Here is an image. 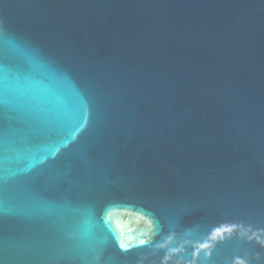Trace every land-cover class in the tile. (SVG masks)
Masks as SVG:
<instances>
[{"label": "water", "instance_id": "1", "mask_svg": "<svg viewBox=\"0 0 264 264\" xmlns=\"http://www.w3.org/2000/svg\"><path fill=\"white\" fill-rule=\"evenodd\" d=\"M0 51L3 264H264V0H0Z\"/></svg>", "mask_w": 264, "mask_h": 264}, {"label": "snow or ice", "instance_id": "2", "mask_svg": "<svg viewBox=\"0 0 264 264\" xmlns=\"http://www.w3.org/2000/svg\"><path fill=\"white\" fill-rule=\"evenodd\" d=\"M8 57L7 51H0V84H5V77L7 74L13 76L12 88H11V101L5 97L2 91H0V113L8 112L11 115L10 119H18L21 111L26 107V102L23 98L21 91L20 80L21 76L18 71H13L5 66V61ZM15 135L12 131L5 130L3 124H0V144L3 145L5 151L14 150L15 146ZM38 207L43 208V205ZM74 239V238H73ZM64 253L71 259L78 255V249L73 243V240H68L66 246L63 249ZM3 264V261H0ZM91 264V262H90Z\"/></svg>", "mask_w": 264, "mask_h": 264}]
</instances>
